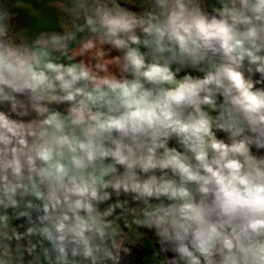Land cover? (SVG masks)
<instances>
[{"label":"clouds","instance_id":"1","mask_svg":"<svg viewBox=\"0 0 264 264\" xmlns=\"http://www.w3.org/2000/svg\"><path fill=\"white\" fill-rule=\"evenodd\" d=\"M46 8L0 0V264H264V0Z\"/></svg>","mask_w":264,"mask_h":264},{"label":"rangeland","instance_id":"2","mask_svg":"<svg viewBox=\"0 0 264 264\" xmlns=\"http://www.w3.org/2000/svg\"><path fill=\"white\" fill-rule=\"evenodd\" d=\"M18 2L26 6L27 8L35 9L38 13L43 14L46 19L51 16V13L46 8L47 0H18ZM19 11L21 12V14L17 17L16 23L21 27L26 26V14L23 13L22 10ZM39 23V21L34 20L32 22L31 28L34 30Z\"/></svg>","mask_w":264,"mask_h":264}]
</instances>
